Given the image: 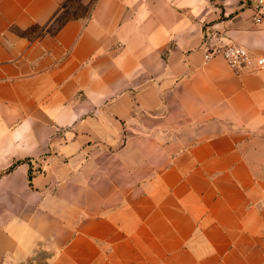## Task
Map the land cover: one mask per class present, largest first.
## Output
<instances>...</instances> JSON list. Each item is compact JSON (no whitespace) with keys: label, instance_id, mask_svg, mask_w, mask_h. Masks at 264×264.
I'll use <instances>...</instances> for the list:
<instances>
[{"label":"crops","instance_id":"1","mask_svg":"<svg viewBox=\"0 0 264 264\" xmlns=\"http://www.w3.org/2000/svg\"><path fill=\"white\" fill-rule=\"evenodd\" d=\"M70 1L0 0V264H264L249 0Z\"/></svg>","mask_w":264,"mask_h":264},{"label":"built area","instance_id":"2","mask_svg":"<svg viewBox=\"0 0 264 264\" xmlns=\"http://www.w3.org/2000/svg\"><path fill=\"white\" fill-rule=\"evenodd\" d=\"M248 5L253 25L264 29V0H249ZM215 56H222L236 73L264 69V56H255L240 45L228 44L214 47L207 52L205 59L208 60Z\"/></svg>","mask_w":264,"mask_h":264},{"label":"rangeland","instance_id":"3","mask_svg":"<svg viewBox=\"0 0 264 264\" xmlns=\"http://www.w3.org/2000/svg\"><path fill=\"white\" fill-rule=\"evenodd\" d=\"M91 6H92L91 3L90 4H83V2L80 0H71L69 5L67 6V8L63 11L61 18H65L67 16L87 14L89 12ZM257 141H259V140H257ZM255 157L253 156V160H256V161L260 160V159H257L258 156H255ZM259 158L264 159V156L259 157ZM257 172L260 175H264V168L263 169H257Z\"/></svg>","mask_w":264,"mask_h":264}]
</instances>
